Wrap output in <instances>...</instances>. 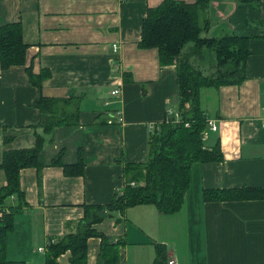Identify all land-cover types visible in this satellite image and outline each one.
Returning <instances> with one entry per match:
<instances>
[{
    "label": "crops",
    "instance_id": "obj_1",
    "mask_svg": "<svg viewBox=\"0 0 264 264\" xmlns=\"http://www.w3.org/2000/svg\"><path fill=\"white\" fill-rule=\"evenodd\" d=\"M162 1L0 0V25L20 21L27 45L23 64L3 68L0 59V164L5 150L31 148L36 133L44 136L40 187L36 167L20 171L26 206L8 234L10 260L43 264L48 241L80 220L85 205H105L122 194L126 163L147 161L150 126L163 123L177 104L174 67L159 65L156 48L138 45L147 9ZM202 14L209 21L204 36L249 37L242 81L200 90L201 107L217 125L207 126L204 143L212 147L218 140L223 159L192 163L178 211L162 214L140 204L95 223L97 231L123 241L115 264H166L170 257L178 264H264V0H209ZM210 63L199 64L204 73ZM28 68L49 71L40 89ZM114 89L117 95L110 94ZM70 92L80 95L78 122L43 132L34 107L39 94ZM59 154L63 164L80 158L82 173L66 175L51 164ZM5 182L0 170V185ZM205 189L261 196L206 202ZM15 204L14 196L6 200ZM99 249L100 238L90 237L87 264H96ZM69 256L61 254L58 264H69Z\"/></svg>",
    "mask_w": 264,
    "mask_h": 264
},
{
    "label": "trees",
    "instance_id": "obj_2",
    "mask_svg": "<svg viewBox=\"0 0 264 264\" xmlns=\"http://www.w3.org/2000/svg\"><path fill=\"white\" fill-rule=\"evenodd\" d=\"M238 3H256L259 0H235ZM209 0L188 3L181 0H163L149 7L141 21V48H156L162 67L173 66L176 72L178 93L175 114H169L157 129L150 131L148 159L145 163H126V185L122 194L105 205H85L84 216L65 224L68 230L63 236L47 245L43 264H58L57 258L69 251V264H87V241L100 238L96 264H115L119 259V247L123 241L114 240L97 231L93 225L112 212H123L130 206L151 204L159 213L178 211L184 202L189 186L190 167L194 162H212L223 159L217 140L212 147L204 143L208 116L200 104V90L204 87H219L237 84L245 77L249 37L226 33L207 37L209 21L202 14ZM190 44V45H189ZM187 45L188 48H187ZM27 45L22 40L20 21L0 25V59L3 68L21 65L25 60ZM212 52L214 62L204 73L201 65L193 59L205 58ZM32 83L40 89L49 71L38 74L28 68ZM80 95L70 92L67 97H49L41 93L34 102L40 112L39 125L45 133H52L59 125H75L78 122ZM44 146V136L36 133L35 145L31 148L7 149L3 154L0 170L6 182L0 185V264H27L10 260L7 256L8 234L13 230L14 216L26 206L20 190V171L36 167L38 186L41 184V167L38 155ZM61 154V153H60ZM60 154L51 162L61 165L66 175L82 173L81 159L75 164H63ZM248 189H205L203 199L229 201L240 198H255ZM17 198V204L6 205V200ZM74 224L73 228L70 226ZM70 228V229H68ZM161 244H157L159 253Z\"/></svg>",
    "mask_w": 264,
    "mask_h": 264
},
{
    "label": "built area",
    "instance_id": "obj_3",
    "mask_svg": "<svg viewBox=\"0 0 264 264\" xmlns=\"http://www.w3.org/2000/svg\"><path fill=\"white\" fill-rule=\"evenodd\" d=\"M113 48L115 49V46H113ZM117 93H118V90H117V89H114V90H111V91H110V94H111V95H117ZM170 113H171V114H175V111H174V110H169V114H170ZM116 119H117L118 122L122 121L121 112H118V113H117ZM113 121H114V120H113L112 118H109V119H108V122H109V123H113ZM208 124L210 125V129H212V130H216L217 125H216L215 123H213V121L209 120V121H208ZM262 126L264 127V121H262ZM156 129H157L156 126H155V127L150 126V131H154V130H156ZM54 241H55V240L51 238V239L48 241V244H49V243H53ZM48 244H47V245H48ZM38 250H39V251H44V248H43V247H40V248H38ZM166 264H178V263H177V261H176V259H175L174 257H170V258L167 259Z\"/></svg>",
    "mask_w": 264,
    "mask_h": 264
},
{
    "label": "rangeland",
    "instance_id": "obj_4",
    "mask_svg": "<svg viewBox=\"0 0 264 264\" xmlns=\"http://www.w3.org/2000/svg\"><path fill=\"white\" fill-rule=\"evenodd\" d=\"M189 45H187V48H188ZM193 61H195L197 64H203L205 62L207 64L210 63V62L213 64L214 57H213L212 52H208L205 58H202V59H193Z\"/></svg>",
    "mask_w": 264,
    "mask_h": 264
}]
</instances>
